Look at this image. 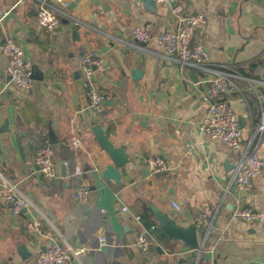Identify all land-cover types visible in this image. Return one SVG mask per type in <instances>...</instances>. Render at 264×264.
Wrapping results in <instances>:
<instances>
[{"label": "crops", "instance_id": "1", "mask_svg": "<svg viewBox=\"0 0 264 264\" xmlns=\"http://www.w3.org/2000/svg\"><path fill=\"white\" fill-rule=\"evenodd\" d=\"M41 1L0 0V171L32 204L14 214L10 204L0 202V264H37L39 253L54 242L79 252L81 264H264V168L249 188L229 184L252 139L251 147L258 145L264 157V129L257 132L264 112V0H178L185 14L207 18L198 36L212 62L250 73L235 78L238 89L227 95L241 122V150L209 141L201 130L209 83L197 67L166 57L159 37L177 27L168 6L152 0H81L69 7V16H61L56 31L46 32L37 18ZM136 26L151 33L149 42L133 37ZM8 36L24 49L33 70L29 89L10 80L2 51ZM89 50L105 65L96 73L106 97L101 112L91 109L80 82L82 56ZM259 58L261 64L248 68ZM134 65L142 70L136 80L130 73ZM92 125L104 127L116 146L126 147L129 179H103L111 159ZM51 131L60 171L54 181L35 163L38 149L51 144ZM73 136L80 138L79 148L70 143ZM153 156L162 157L169 171L153 174L148 165ZM76 166L82 167L81 176L73 174ZM83 178L91 189L79 204L76 189ZM152 206L183 227L206 212L212 221L206 240L197 227V248L170 239ZM244 207L258 217L238 218L235 213ZM32 219L43 222V234L30 233ZM144 231L151 239L147 252L135 244ZM21 245L31 253L26 259L18 251Z\"/></svg>", "mask_w": 264, "mask_h": 264}, {"label": "built area", "instance_id": "2", "mask_svg": "<svg viewBox=\"0 0 264 264\" xmlns=\"http://www.w3.org/2000/svg\"><path fill=\"white\" fill-rule=\"evenodd\" d=\"M154 1L168 6L177 24L175 29L165 31L159 37L160 43L164 45L166 57L181 64L197 67L206 75V81L209 83L208 90L203 96V100L207 103V111L200 126L201 130L209 141H221L235 150L243 149L241 122L227 98L231 90L238 89L234 79L242 75L227 64L215 65L212 62L209 52L198 36L199 32L204 31L207 27L208 20L204 14H185L184 7L178 0ZM69 5L68 0L41 1L37 15L40 28L46 32L56 31L61 24V16H69ZM132 35L142 43L149 42L152 38L151 33L142 26L134 27ZM2 51L7 58V72L11 82L23 89H29L33 82V70L24 49L13 37L8 36L2 43ZM80 70L81 86L85 90L91 109L96 112L103 111L106 97L96 84L97 71L105 70L103 60L94 51L89 50L82 56ZM263 129L264 112L257 132L261 131L262 133ZM252 140L249 146L242 151L237 161L235 170L229 178L230 185L243 189L249 188L251 180L264 168V157L259 154L258 145L251 147ZM70 143L76 148L81 146L78 136L71 137ZM54 154V148L47 143L41 146L35 155V163L39 172L48 181H54L60 175ZM148 165L153 174L164 173L170 169L169 164L160 156L150 157ZM73 174L81 176L83 174L82 167L76 166ZM90 189V181L83 178L76 189V199L79 204H84L87 201ZM0 202L10 204L14 214L30 209L32 205L30 200L15 184L5 178L1 171ZM173 206L180 209L177 202H173ZM235 215L246 222L254 221L258 217V213L251 207H244ZM137 218L140 219V216ZM194 224L197 228L202 229L206 240L212 226L208 214L198 212L194 217ZM28 230L31 234H43V222L32 219L28 223ZM135 244L141 251H149L151 239L147 232L138 233ZM78 254L79 252L70 247L54 242L39 253L37 264H81ZM195 264L204 263L197 261Z\"/></svg>", "mask_w": 264, "mask_h": 264}, {"label": "water", "instance_id": "3", "mask_svg": "<svg viewBox=\"0 0 264 264\" xmlns=\"http://www.w3.org/2000/svg\"><path fill=\"white\" fill-rule=\"evenodd\" d=\"M81 0H73L69 7L73 8L77 6V4ZM90 2L101 3L98 0H89ZM151 1V0H150ZM151 2H155L152 0ZM130 73L133 79H139L142 76V70L139 69L138 66L134 65L130 69ZM5 121L4 128L7 127ZM92 131L94 136L102 147V149L107 153L109 158L111 159V163L105 165L103 171L101 172V176L107 182L113 180L116 183L121 181L122 177L128 178L127 166L130 162V155L126 150L125 146H116L113 141L109 139L106 135V129L104 127H99L97 125H92ZM49 142L52 144L53 148L57 146V140L51 131ZM62 175L65 176V166L62 167ZM152 209L155 213L156 219L158 221V225L161 228L162 232L168 236L172 240H181L185 245L197 248L199 246V236L197 228L194 224L183 227L177 223V221L163 213L160 210H157L152 206ZM18 251L23 259H26L31 253L26 249L25 245H21L18 248Z\"/></svg>", "mask_w": 264, "mask_h": 264}, {"label": "trees", "instance_id": "4", "mask_svg": "<svg viewBox=\"0 0 264 264\" xmlns=\"http://www.w3.org/2000/svg\"><path fill=\"white\" fill-rule=\"evenodd\" d=\"M262 61L259 59H255V60H252L251 62H249L248 64V68L250 69H253L255 67H257L259 64H261ZM241 75H245V76H248L250 75L249 72H247L246 68L245 67H242V66H239V65H235L233 66ZM255 78H258V77H255ZM147 226L150 227L151 224L147 223Z\"/></svg>", "mask_w": 264, "mask_h": 264}]
</instances>
